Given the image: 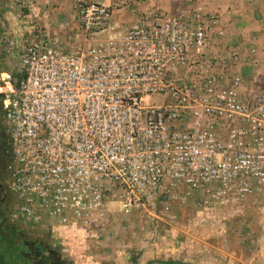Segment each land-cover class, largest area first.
<instances>
[{
	"label": "built area",
	"instance_id": "obj_1",
	"mask_svg": "<svg viewBox=\"0 0 264 264\" xmlns=\"http://www.w3.org/2000/svg\"><path fill=\"white\" fill-rule=\"evenodd\" d=\"M76 17L85 37L119 36L73 48L32 21L2 52V211L9 196L13 223L67 241L104 230L118 206L129 215L181 189L205 200L226 196L244 156L219 161L216 154L234 145L214 139L213 128L224 133V120H243L253 102L222 91L215 79L173 78L192 47L206 49L216 20L187 25L157 13L118 34L101 3L80 5ZM216 183L224 188L212 193Z\"/></svg>",
	"mask_w": 264,
	"mask_h": 264
},
{
	"label": "rangeland",
	"instance_id": "obj_2",
	"mask_svg": "<svg viewBox=\"0 0 264 264\" xmlns=\"http://www.w3.org/2000/svg\"><path fill=\"white\" fill-rule=\"evenodd\" d=\"M41 1L0 0V65L6 58L3 50L9 49L12 42L18 43L14 33L20 27H28L32 21L39 27L45 26L44 20L35 14L36 8L43 6H65L67 18L51 24L50 33L73 48L105 43L119 36L106 32L94 39L85 37L76 19L80 5L96 2L109 7L118 34L145 15L158 13L165 22L177 20L187 25L208 24L214 18L217 24L209 32L206 49L198 52L192 47L184 64L180 62L177 66L173 78L193 83L218 80L219 89L233 92L244 102L250 99L253 105L242 122L235 117L224 120L221 128L224 133L213 128L214 139L224 146L234 145L229 152L216 154L219 161L233 162L240 155L244 156L239 158L238 183L228 182L226 196L205 200L198 192L187 196L186 190L181 189L175 198H160L129 215L122 213L118 206L104 230L71 237L72 241L78 240V247L61 245L64 239L60 240L47 228L32 231L13 223L8 212L6 221L15 234L13 240L17 243L48 241L47 249L58 264H264V116L259 115L264 114V68L258 84H252L244 69L254 56L244 55V63L241 61L236 34L237 21L243 11L264 19V0H255L253 8L247 5L251 0H43L42 4ZM10 61L13 65L12 56ZM0 68L3 69L2 65ZM237 79L242 82L237 84ZM217 90L212 95L220 94ZM238 127L242 134L236 133V138L232 139L231 132ZM2 173L0 165V185L4 191ZM212 187V193L224 188L218 183ZM10 199L5 204H12ZM1 206L4 207L3 203ZM19 251L27 252L21 247Z\"/></svg>",
	"mask_w": 264,
	"mask_h": 264
},
{
	"label": "crops",
	"instance_id": "obj_3",
	"mask_svg": "<svg viewBox=\"0 0 264 264\" xmlns=\"http://www.w3.org/2000/svg\"><path fill=\"white\" fill-rule=\"evenodd\" d=\"M261 2L262 1H258V3ZM247 5L248 7L253 8L256 5V1L251 0L247 2ZM64 7L65 6L63 4L56 6H43L36 8L35 14L40 17V20H44L45 27H47L48 31H51V24L58 23L57 21H59L60 18H67L65 17L67 14L65 13L66 9H64ZM236 34L238 37V42H240L238 51L242 52L241 61L243 62L245 60L244 55L250 54L254 56L250 57L251 61L249 64H245L248 66L246 69H244L246 74L249 75L247 78L248 80L250 79L249 81L252 84H258L262 78L260 72L264 68V19L259 20L254 16L249 15V13L243 11L237 21ZM71 244L73 246L79 245L78 240H64V246H70ZM26 260L28 264H33L28 258H26ZM55 262L58 264L57 260H55Z\"/></svg>",
	"mask_w": 264,
	"mask_h": 264
},
{
	"label": "trees",
	"instance_id": "obj_4",
	"mask_svg": "<svg viewBox=\"0 0 264 264\" xmlns=\"http://www.w3.org/2000/svg\"><path fill=\"white\" fill-rule=\"evenodd\" d=\"M0 110H1V100H0ZM0 156L6 158V137L3 126V121L0 111ZM5 192L1 189L0 185V264H28L26 258L19 251V246L17 242L13 240L15 234L12 228L6 221L8 212L10 211V204H6V211H2V200ZM7 199H10L7 196ZM11 203V199L10 202ZM10 257V259L8 258Z\"/></svg>",
	"mask_w": 264,
	"mask_h": 264
},
{
	"label": "flooded vegetation",
	"instance_id": "obj_5",
	"mask_svg": "<svg viewBox=\"0 0 264 264\" xmlns=\"http://www.w3.org/2000/svg\"><path fill=\"white\" fill-rule=\"evenodd\" d=\"M0 165L3 170V177L6 176L5 168L7 165V160L4 156H0ZM2 203L4 204L3 200ZM3 209V207H2ZM20 244V245H19ZM49 242L44 241H30V240H22V243H17V245L21 248L27 250V252H21L25 258H28L33 264H57L54 259L53 253L47 249L49 248Z\"/></svg>",
	"mask_w": 264,
	"mask_h": 264
}]
</instances>
